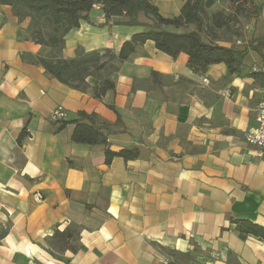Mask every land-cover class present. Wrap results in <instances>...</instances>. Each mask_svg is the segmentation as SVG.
Instances as JSON below:
<instances>
[{"label":"crops","instance_id":"obj_1","mask_svg":"<svg viewBox=\"0 0 264 264\" xmlns=\"http://www.w3.org/2000/svg\"><path fill=\"white\" fill-rule=\"evenodd\" d=\"M155 3L166 18L184 4ZM90 20L67 35L65 58L78 47L118 52L144 30L101 27L99 6ZM257 23L242 25L254 49L240 77L223 63L197 74L187 54L173 58L149 41L113 76L115 92L97 99L25 61L43 47L25 39L30 20L0 5V264H264V238L238 230L239 221L264 228V153L245 141L264 99ZM59 106L66 122L80 112L98 115L119 132L107 148L139 156L108 163L105 146L71 142L75 125L58 131L51 120ZM68 229L78 233L75 252L52 239Z\"/></svg>","mask_w":264,"mask_h":264},{"label":"trees","instance_id":"obj_2","mask_svg":"<svg viewBox=\"0 0 264 264\" xmlns=\"http://www.w3.org/2000/svg\"><path fill=\"white\" fill-rule=\"evenodd\" d=\"M229 1L232 13L225 15L222 11L209 12L218 0H183L180 15L173 18L164 17L155 0H0V5L10 6L20 22L30 20L25 39L43 47V52L36 58L23 55L25 61L40 65L47 75L70 89L81 92L92 90L93 96L101 99L115 92L113 76L119 72L121 65L137 53L139 47L149 41L158 51L173 58L181 53L187 54L188 66L197 74H206L210 66L223 63L230 76H242L244 61L254 45L248 42L243 47L222 46L218 44L222 41L218 34L229 24L238 23L240 18L252 20L264 12V5L258 7L256 15H253L247 3L252 4L254 0ZM98 6L106 20L101 27L114 25L142 27L144 30L132 35L118 52L113 49L86 52L78 47L73 58L43 56L47 49L63 51L67 35L79 29L82 22L91 23L90 14ZM143 18L148 21H142ZM167 27L175 31L165 30ZM89 80L97 81V85L91 86ZM110 108L118 113L114 106ZM57 123L61 124L58 131L68 124L75 125L71 136L73 143L105 146L108 163L116 157L131 160L140 154L138 149L116 153L107 148L109 136L119 132L113 130L109 123L99 122L96 114L80 112L73 121ZM26 135L25 129L18 138L19 143ZM69 165H72L71 161ZM238 230L241 234L264 238V228L248 221H239ZM77 237L75 230L68 229L63 233L57 232L52 239L56 240L55 245L59 248L67 247L75 252Z\"/></svg>","mask_w":264,"mask_h":264},{"label":"rangeland","instance_id":"obj_3","mask_svg":"<svg viewBox=\"0 0 264 264\" xmlns=\"http://www.w3.org/2000/svg\"><path fill=\"white\" fill-rule=\"evenodd\" d=\"M225 1L227 2V0H224V2L222 1L221 7L220 9L222 10V12H225V15H230V13H232V8L229 12H227V4L225 6ZM264 4V0H254L252 2V4L249 2L247 3L248 6L250 7L253 15H256L257 11H258V7H260L261 5ZM231 4V2H230ZM232 7V5H231ZM220 11V10H218ZM209 12L211 14H214L217 12V10L215 8H212L209 10ZM254 18L258 21L257 23V29L263 31L264 30V12L259 14L258 16H254ZM253 18V19H254ZM251 20H247L245 18H240L238 23H231L229 24V28L225 27L223 28V30L219 31V37L222 38V40H229L231 44L233 45H238L240 47H243L244 45H247V42H249L251 39H253V36H251L250 34H245L242 30V25H248L249 22ZM238 24V25H237ZM238 26V27H237ZM240 42V44H239ZM232 45V46H233ZM47 52L45 54H43V56H47V57H51V58H56V57H64V52L65 49L63 51H58V50H46ZM47 54V55H46Z\"/></svg>","mask_w":264,"mask_h":264},{"label":"built area","instance_id":"obj_4","mask_svg":"<svg viewBox=\"0 0 264 264\" xmlns=\"http://www.w3.org/2000/svg\"><path fill=\"white\" fill-rule=\"evenodd\" d=\"M202 83L208 85L210 83L207 77H202ZM227 96H230V92H226ZM67 118V112L62 106L57 107L53 113L51 120L53 122L65 121ZM245 141L248 145L258 148L261 155L264 153V99H262L258 105V111L256 115V125L249 129L245 135Z\"/></svg>","mask_w":264,"mask_h":264}]
</instances>
